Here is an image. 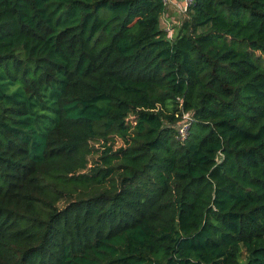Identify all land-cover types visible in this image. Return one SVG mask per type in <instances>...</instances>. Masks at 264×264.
<instances>
[{
    "label": "trees",
    "instance_id": "trees-1",
    "mask_svg": "<svg viewBox=\"0 0 264 264\" xmlns=\"http://www.w3.org/2000/svg\"><path fill=\"white\" fill-rule=\"evenodd\" d=\"M168 9L0 0V264H264V0Z\"/></svg>",
    "mask_w": 264,
    "mask_h": 264
},
{
    "label": "rangeland",
    "instance_id": "rangeland-1",
    "mask_svg": "<svg viewBox=\"0 0 264 264\" xmlns=\"http://www.w3.org/2000/svg\"><path fill=\"white\" fill-rule=\"evenodd\" d=\"M180 1V0H178ZM168 6V5H167ZM181 14V12L179 13V11L176 9L175 12H166L163 14L161 20H160V27L164 30H167V33L169 34V37L174 35V31L177 30L178 26L180 25V23L182 22L181 20L184 19V16ZM178 25L176 27H174V31H172L171 29H169L170 27H172L173 25ZM173 32V33H172ZM171 34V35H170ZM263 57H260V60L262 59ZM264 61V59H263Z\"/></svg>",
    "mask_w": 264,
    "mask_h": 264
},
{
    "label": "built area",
    "instance_id": "built-area-1",
    "mask_svg": "<svg viewBox=\"0 0 264 264\" xmlns=\"http://www.w3.org/2000/svg\"><path fill=\"white\" fill-rule=\"evenodd\" d=\"M194 0H180V1H173V0H164L165 5L169 6L170 4L174 5L175 10L177 9L179 11V13L181 12V14H185L188 10V7H190L193 4ZM167 6V7H168ZM183 121L181 122V124L179 125V133H180V137L184 138V135L186 133V130L188 129V123H189V117L185 116L183 117Z\"/></svg>",
    "mask_w": 264,
    "mask_h": 264
},
{
    "label": "crops",
    "instance_id": "crops-1",
    "mask_svg": "<svg viewBox=\"0 0 264 264\" xmlns=\"http://www.w3.org/2000/svg\"><path fill=\"white\" fill-rule=\"evenodd\" d=\"M173 1L177 2L178 0H173ZM168 11H171L172 13L175 12L176 10H175L174 5L170 4Z\"/></svg>",
    "mask_w": 264,
    "mask_h": 264
}]
</instances>
